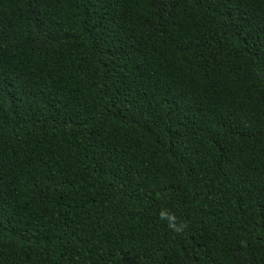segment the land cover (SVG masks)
Here are the masks:
<instances>
[{"label":"trees","instance_id":"obj_1","mask_svg":"<svg viewBox=\"0 0 264 264\" xmlns=\"http://www.w3.org/2000/svg\"><path fill=\"white\" fill-rule=\"evenodd\" d=\"M0 264H264V0H0Z\"/></svg>","mask_w":264,"mask_h":264},{"label":"clouds","instance_id":"obj_2","mask_svg":"<svg viewBox=\"0 0 264 264\" xmlns=\"http://www.w3.org/2000/svg\"><path fill=\"white\" fill-rule=\"evenodd\" d=\"M160 216H161V218H164L166 216L169 227H171L175 231L179 232L183 228V225H179V224L175 223V218L173 215H171L165 211H161Z\"/></svg>","mask_w":264,"mask_h":264}]
</instances>
